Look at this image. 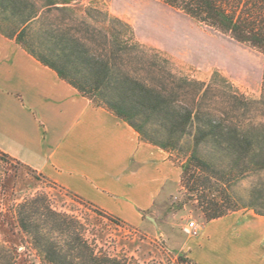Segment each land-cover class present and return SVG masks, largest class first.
Masks as SVG:
<instances>
[{"label":"trees","instance_id":"obj_1","mask_svg":"<svg viewBox=\"0 0 264 264\" xmlns=\"http://www.w3.org/2000/svg\"><path fill=\"white\" fill-rule=\"evenodd\" d=\"M159 1L264 52V0ZM80 2L0 0V33L96 106L127 122L142 141L183 154L181 182L207 222L237 212L229 193L222 190L221 199H210L209 189H225L227 177L237 173L264 174V76L259 99L226 81L183 76L155 50L131 42L127 23L108 13L100 22L90 7L79 13ZM213 155L232 165L218 166ZM249 208L264 216L254 205ZM9 211L14 226L47 264H136L127 256L97 253L80 221L55 211L43 193L14 203ZM16 260L11 248L0 245V264Z\"/></svg>","mask_w":264,"mask_h":264},{"label":"crops","instance_id":"obj_2","mask_svg":"<svg viewBox=\"0 0 264 264\" xmlns=\"http://www.w3.org/2000/svg\"><path fill=\"white\" fill-rule=\"evenodd\" d=\"M0 151L144 231L181 186L182 170L167 151L142 141L127 122L1 33ZM171 241L170 252L192 264H264V216L234 212L205 222L199 238L173 247Z\"/></svg>","mask_w":264,"mask_h":264},{"label":"rangeland","instance_id":"obj_3","mask_svg":"<svg viewBox=\"0 0 264 264\" xmlns=\"http://www.w3.org/2000/svg\"><path fill=\"white\" fill-rule=\"evenodd\" d=\"M78 4L76 9L79 13L86 7L94 8L100 22L105 21L108 13L127 23V37L131 42L155 50L183 76L206 82L212 79L226 81L248 98L261 97L264 52L251 45L239 43L230 36L199 24L159 0H81ZM147 128L150 131L154 129L150 125ZM208 149L207 153H210ZM168 153L183 173L187 158L178 151ZM212 159L218 166L232 165V161L221 159L218 155H213ZM0 175V245L14 251L16 264H47L33 249L29 238L14 226L9 211L14 203L40 193L47 195L55 211L69 214L80 221L84 237L97 253L112 257L127 256L136 264H192L182 254L170 252L168 240H173V247L174 244L181 246L184 242L199 238L207 222L199 202L182 182L166 209L158 212V218L150 217L154 221L153 229L144 231L96 210L2 154ZM222 190L229 193L239 209L237 212L255 213L249 205L264 211V174L230 175L225 189H217V186L209 189V198L221 199ZM161 220L167 224L161 225ZM191 223L195 226L191 227Z\"/></svg>","mask_w":264,"mask_h":264},{"label":"bare ground","instance_id":"obj_4","mask_svg":"<svg viewBox=\"0 0 264 264\" xmlns=\"http://www.w3.org/2000/svg\"><path fill=\"white\" fill-rule=\"evenodd\" d=\"M163 16V15H162ZM164 18H165V16H164ZM182 22V21H181ZM172 29V28H171ZM187 29H189V28H187ZM187 29H185V30H187ZM173 30V29H172ZM182 31H183V29H182ZM188 32H189V30H187ZM187 34V33H186ZM189 34V33H188ZM191 35V34H190ZM191 37V36H190ZM189 37V38H190ZM193 37V36H192ZM188 38V37H187ZM196 38V37H195ZM160 39V38H159ZM162 40H163V38H161ZM193 39V38H192ZM188 40V39H187ZM194 40V39H193ZM196 41H198V40H196ZM200 43H201V41H199ZM203 43V42H202ZM191 44V43H190ZM205 44V43H204ZM187 45H188V43H187ZM192 45H194L193 43H192ZM201 46V45H200ZM199 47V46H198ZM186 50V49H185ZM197 50V49H196ZM195 51V50H194ZM190 52V51H189ZM209 52V51H208Z\"/></svg>","mask_w":264,"mask_h":264},{"label":"built area","instance_id":"obj_5","mask_svg":"<svg viewBox=\"0 0 264 264\" xmlns=\"http://www.w3.org/2000/svg\"><path fill=\"white\" fill-rule=\"evenodd\" d=\"M195 226V224L194 223H191V227H194ZM195 234H197L196 232H195Z\"/></svg>","mask_w":264,"mask_h":264}]
</instances>
